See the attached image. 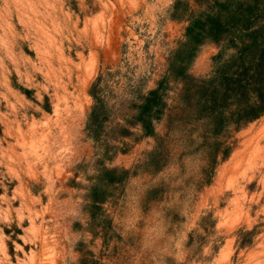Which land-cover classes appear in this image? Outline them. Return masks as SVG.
I'll list each match as a JSON object with an SVG mask.
<instances>
[{"label":"rangeland","instance_id":"374dc122","mask_svg":"<svg viewBox=\"0 0 264 264\" xmlns=\"http://www.w3.org/2000/svg\"><path fill=\"white\" fill-rule=\"evenodd\" d=\"M174 2L0 0V264H264V115L200 190L198 154L148 165L134 118L184 40Z\"/></svg>","mask_w":264,"mask_h":264},{"label":"trees","instance_id":"16d2710c","mask_svg":"<svg viewBox=\"0 0 264 264\" xmlns=\"http://www.w3.org/2000/svg\"><path fill=\"white\" fill-rule=\"evenodd\" d=\"M170 19L186 24L184 40L174 50L165 77L141 99L134 124L143 137L154 139L147 162L156 171L170 147L184 156L200 155V190L235 148V134L264 115V0H175ZM203 43L230 55L219 62L220 51L211 75L197 78L186 73V65ZM170 80L180 86L167 103ZM96 115L94 106L89 121ZM155 122H163L162 134L156 133ZM119 172L125 176L129 170ZM115 173L105 171L112 183L118 181Z\"/></svg>","mask_w":264,"mask_h":264}]
</instances>
